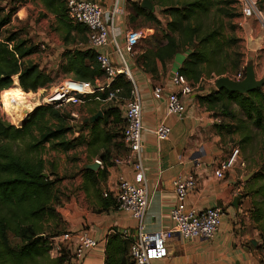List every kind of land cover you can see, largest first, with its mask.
Here are the masks:
<instances>
[{"label": "crops", "instance_id": "obj_1", "mask_svg": "<svg viewBox=\"0 0 264 264\" xmlns=\"http://www.w3.org/2000/svg\"><path fill=\"white\" fill-rule=\"evenodd\" d=\"M89 1L98 2L105 12L112 11L116 4L118 12L114 15L113 28L108 34V43L105 46L94 49L90 47L84 28L69 26L64 15H60L57 10H47L39 0H20L11 22L26 27L27 41L37 46V50L26 57V60L39 65L40 68L43 64L48 71H51L48 68H52L56 76L64 77L68 81L76 80L71 74L61 73L59 70L60 66L66 63V51L92 49L96 53L108 54L116 68L124 62L129 67L131 79L126 78L132 83V92L139 98L141 123L144 128L141 136V158L148 196V208L142 221L145 232L168 231L173 227L170 211L177 205L173 181L179 176L192 174L195 177L194 189L186 197L187 209L198 212L206 208H217L220 211V226L211 240L183 239L173 233L166 242L167 255L151 261V264H264L257 249L261 242L257 238H251L247 232L246 223L249 222L243 214V206L250 198L241 199L240 195L244 190L241 182L244 175L234 172V168L221 179L214 174L219 163L230 156L229 152L233 147L221 145L225 133L216 127L213 111L207 110L197 99V96L205 94L208 90L199 88L185 96L183 101L186 110L180 116L166 115L164 97L176 91L171 85V74L180 68L188 50H180L164 64L157 62L156 74L151 75L145 72L137 61L139 55L150 47H141L139 52L135 50L136 47H125L124 35L127 31L138 28L152 30L150 22H146L141 16L135 17L131 11L130 3L133 1ZM155 15H158L159 19L157 8ZM131 16L134 17L132 20ZM249 21L255 20H246V24ZM251 30L253 32V29ZM254 31L256 32L257 28ZM96 83L106 84L107 77L102 75ZM156 86L163 89V98L160 100L153 98V89ZM97 100L98 98L82 100L84 119L101 111L104 105L119 108V123H112L113 118H110L107 125L99 124L104 133L119 135L124 124L121 100L105 99L96 106ZM73 108L76 110L77 106ZM14 112L13 118L19 120ZM71 114L79 116L74 110ZM160 123H165L171 128L170 136L165 141H157L151 132ZM76 130V135H80L82 131L79 128ZM89 130L90 127L84 128L83 146L67 151V163L61 165L56 172L60 192L64 194L61 218L65 232L74 235L77 231L87 228L97 241L96 247L82 261L71 259L70 264H104L107 236L114 232L134 233L138 227L135 219L115 207L114 194L118 179L121 176L127 180L133 179L131 168L114 166L111 161L126 152L122 139L114 136L105 143V148H98V144L88 146ZM102 154L107 160L106 163L102 161L103 168L95 162L101 160ZM93 164H96L97 169H90ZM104 168L107 174L104 179L98 180L96 174ZM95 178L96 181L92 182ZM236 197L238 199L235 208L232 204ZM252 241H255V246Z\"/></svg>", "mask_w": 264, "mask_h": 264}, {"label": "trees", "instance_id": "obj_2", "mask_svg": "<svg viewBox=\"0 0 264 264\" xmlns=\"http://www.w3.org/2000/svg\"><path fill=\"white\" fill-rule=\"evenodd\" d=\"M0 0V34L2 29L11 22L12 15L17 9L20 0H13L11 8H3ZM49 11L56 10L64 15L69 26L72 25L66 17L65 0H39ZM153 9L147 11L140 4L130 3V9L135 17L141 16L152 25L160 24L155 15L164 14L169 20L165 23L166 32L161 41L145 49L138 57V62L145 72L155 75L156 63L164 64L180 50L187 49L188 53L178 71L191 84H196L206 74L222 75L228 70L235 71L239 66V56L230 65L224 66L222 62L231 61L229 52L224 46L231 41L223 34V24L218 21L212 26L204 28L202 17L219 15L226 18L240 16L229 13L221 8L235 4L236 0H151ZM264 0H259L261 4ZM260 6V5H259ZM217 14H216V13ZM216 14V15H215ZM134 17L131 16L130 20ZM217 24V26H216ZM154 35V30L152 29ZM37 50L36 45L21 40L17 34H9L0 38V101L4 105L14 107L16 101L22 99L14 94L22 92H37L47 89L53 78L39 65L26 60V57ZM66 63L60 66L61 73L71 74L78 82H89L96 86V80L103 74L95 61L96 52L92 49L66 51ZM13 79V80H12ZM110 89H120L119 99L124 101L131 96L133 86L125 75H118L112 82ZM2 91V92H1ZM108 91L103 93L79 96L86 101L98 98L96 106L106 99ZM198 101L209 111L219 110L223 115L232 116L230 111L234 105L239 108L247 122H240L238 129L254 127L264 135V94L260 88L240 94L224 89L210 90L197 96ZM121 109L104 105L101 108L102 117L93 124L82 123L80 131L90 127L88 146L97 145L105 148V143L111 138L120 137L100 130L99 124L119 123ZM222 129V126L216 124ZM72 127L67 125V117L52 104L38 106L22 121L19 127L13 126L0 118V264H44L42 257L46 255L48 244L57 242L61 234L52 228L50 221L58 219L56 205L59 203L55 195V185L59 182L58 176L53 172L44 177L46 162L42 159L41 151L44 145L61 151H68L74 147L76 140H68L67 134ZM103 135L101 136V134ZM246 136L244 140L249 139ZM101 142L102 144H99ZM101 162L106 163L104 154L100 156ZM49 166H54L50 164ZM90 174L93 172L88 171ZM262 173V172H261ZM107 174L106 168L96 174L102 180ZM262 175V174H261ZM260 178V174L258 175ZM96 178L92 181L95 182ZM264 180V174L261 177ZM254 195L257 200L253 203L251 219L260 224L264 220V181L256 186ZM241 199L248 194L241 193ZM116 207V203H115ZM117 208V207H116ZM60 218V217H59ZM60 222V221H59ZM62 232H65L64 222ZM57 226V225H56ZM56 230V231H55ZM131 239L124 237L123 233L114 232L107 236L104 264H133L129 257ZM57 249L58 264L67 260L62 249ZM259 250V247L257 248ZM70 258V257H68ZM264 262V259H262Z\"/></svg>", "mask_w": 264, "mask_h": 264}, {"label": "built area", "instance_id": "obj_3", "mask_svg": "<svg viewBox=\"0 0 264 264\" xmlns=\"http://www.w3.org/2000/svg\"><path fill=\"white\" fill-rule=\"evenodd\" d=\"M141 4L144 0H132ZM240 10L242 22L252 19L264 26V12L259 6V0H236ZM66 17L70 24L81 25L86 28L87 42L90 47L98 48L107 45V37L113 28L114 15L118 12L116 4L113 10L105 12L100 4L89 0H65ZM158 16V15H157ZM153 34L152 30L138 28L125 33V47L132 49L141 41ZM96 63L99 65L107 83L96 86L89 82L67 81L61 84L49 98L52 103L79 105L82 99L79 96L94 94L95 92L108 91L106 101L119 100L120 89H110L112 82L118 75H125L131 79L130 69L124 62L119 68L115 67L112 58L108 54L96 53ZM245 77L244 71L228 76L230 80L239 82ZM217 78L211 82L215 84ZM171 85L176 89L167 94L165 99L166 115L180 116L186 110L183 98L199 89L201 79L196 84L189 83L177 70L170 77ZM153 98H163V89L156 86L153 89ZM124 112V126L121 131V139L126 152L112 158L114 166L128 167L133 172V179L127 180L122 176L118 179L114 200L116 207L125 212L138 222L137 231L134 233L124 232L127 239H131L129 257L133 264H151V261L164 258L167 255L166 242L173 233L183 239L202 238L211 240L220 226V211L217 208H206L193 212L186 208V197L194 189L195 177L190 174L186 177H177L173 181V192L177 199V205L170 211L173 227L168 231L145 232L143 230V218L148 208V196L146 190V177L141 158L142 132L141 105L139 98L133 92L131 96L122 101ZM73 117H77L71 114ZM219 123V120L216 121ZM157 141H165L169 138L171 128L165 123H160L151 130ZM238 149L235 148L230 156L219 163L215 171V177L221 179L230 171L236 162ZM99 167L103 168L101 160H95ZM242 164V163H241ZM243 165V164H242ZM65 241L72 242L71 259L76 262L82 261L97 245V241L91 236L87 228L77 231L74 235L66 232L63 236ZM264 263V262H263Z\"/></svg>", "mask_w": 264, "mask_h": 264}, {"label": "rangeland", "instance_id": "obj_4", "mask_svg": "<svg viewBox=\"0 0 264 264\" xmlns=\"http://www.w3.org/2000/svg\"><path fill=\"white\" fill-rule=\"evenodd\" d=\"M12 2L13 0H2L1 6H3V8L5 9L11 8V6H13ZM259 5L264 12V2H262L261 4L259 3ZM221 8L224 10H228L229 13L240 14L237 3L229 4L228 6L221 5ZM213 15L214 14L211 11L209 16L202 17V25L204 26V28H207L209 26H212V24L215 23L214 21L220 20L219 22L224 26V36L227 37V39L231 40L229 41V44L224 46L225 52H229L230 54L231 61L228 60L227 62H222V64L224 66L230 65L233 60H236V56H239V66L235 71L228 70L220 76H217L215 73H211L210 76L204 74L201 77L199 88H204L208 91L216 89L214 83L212 84L211 82L214 78L218 79L221 77L232 76L242 70L245 74L247 66H251L253 68L256 80L264 81V26L256 21H249L248 24H246V22H242L243 20H240V16L232 18L224 17L222 19L220 14L216 15V17H213ZM159 19L160 24H156V26L151 24V29H153L155 32L154 35L149 36L141 41L136 46L135 50L139 52L141 47L153 46L154 43L156 44V42L162 40L163 34L166 32L165 23L169 20V18L160 13ZM256 28L257 31L255 32L254 29ZM251 29H253V32ZM9 34H18L19 36H17L21 40H27V28L23 25L13 24L12 22L9 23L2 29L0 38L3 39ZM45 67L43 64H41V68L49 73L53 78V82L47 89H44L42 91L38 90L35 93L19 92L14 94L16 96H21L22 99L18 100L21 102L20 105L23 106V104H27L26 108L21 110L20 121H17L13 118V112L15 111V108L18 104L12 107L11 105H4L2 103V100L0 101V118L13 126L19 127L24 120L23 111L30 112L38 106L52 104L54 108L59 109L67 117V125L72 127V131L67 134V138L68 140H78L73 148L82 147L84 141V132L82 130L80 135H76V129L80 128L82 125V119H84L83 115L85 114L82 107L84 105H76L77 108L75 110L73 108V106L75 105L63 104L62 106H60L59 102H50L49 98L53 96L54 92L59 88V86L66 83L68 79L61 76H56L52 68H48L49 70H51L48 71ZM260 89L264 94V84L262 87H260ZM73 110L76 111L79 116L73 117L72 115H70L71 111ZM230 111L232 112L231 114L234 115V118L231 115H223L219 110L213 111L214 122L215 125L218 124L222 126V129L220 130L225 133V139H223L221 145L223 147H227V145L229 147L232 146L233 148H231V151L229 153H231L235 148H237L239 151L233 167V171L238 174L244 175V179L241 180L244 190L241 193L248 194V198H250V200H247L243 206V214H245L244 216L246 219H248L249 222L246 223L248 228L247 232L251 238H257L261 242V245H259V251L261 253L262 259H264V220L262 221V223L257 224L254 223L251 219L253 213V203L257 200V197L253 192L256 189V186L264 181L261 180V177L264 174V135H262V133H260L254 127H251L250 129H238L240 122L247 121L243 115V112L236 106L232 105ZM217 120H219V123H216ZM246 136L250 138L244 140ZM73 148L70 149V151H72ZM70 151L68 150V152ZM66 152L51 148L49 145H44L41 151V156L42 159L47 163L46 171L44 173L45 177H48V174L50 175L53 170L57 172V169L61 165L67 163L66 161L68 159ZM241 163L243 164V166L241 165ZM50 164H54V166H49ZM259 174L260 178L258 177ZM55 195L57 196L59 201V203L55 207L58 219L50 221V223L52 224V228H54L55 226L57 232L61 235L60 237H58L59 240L54 243V247H52L51 245L52 242L48 244V250L46 252V255L42 257V259L45 262L44 264H58L59 262L57 261L56 253V248L58 247L59 249H62L64 251L65 255H67V260H65L63 264H70L72 256V242L65 241L63 239L64 233H61L63 227L61 223V209L62 202L64 201V194L60 192L59 182H57L55 185Z\"/></svg>", "mask_w": 264, "mask_h": 264}, {"label": "water", "instance_id": "obj_5", "mask_svg": "<svg viewBox=\"0 0 264 264\" xmlns=\"http://www.w3.org/2000/svg\"><path fill=\"white\" fill-rule=\"evenodd\" d=\"M140 7L142 9L147 10V11H151L153 9L152 1L151 0H144L141 2ZM263 84H264L263 80H256L255 79V73H254L253 68L251 66H247L246 70H245V77L243 80H241L239 82H234L227 77H221L215 81L214 86H215L216 90L224 89V90L231 91V92H238L240 94H246L248 92H252L253 90H255L257 88L262 87ZM30 112L29 111H23L24 119L30 114ZM101 116H102L101 111H98L95 115H93L89 118H85L83 123L92 124ZM90 169H92V170L97 169L96 164L91 165ZM237 199L238 198L236 197L234 199L233 204H232L235 208L237 207ZM176 235H178V234H176ZM251 243L253 246L256 245L255 241H252Z\"/></svg>", "mask_w": 264, "mask_h": 264}, {"label": "bare ground", "instance_id": "obj_6", "mask_svg": "<svg viewBox=\"0 0 264 264\" xmlns=\"http://www.w3.org/2000/svg\"><path fill=\"white\" fill-rule=\"evenodd\" d=\"M16 104H18L17 105V109H16V112H14V115H15V117L16 118H18L19 120H17V121H20V119H21V110L22 109H25L26 108V106H27V104H25V106H22V105H20L21 104V102L20 101H16ZM24 118V117H23ZM22 121V120H21Z\"/></svg>", "mask_w": 264, "mask_h": 264}]
</instances>
